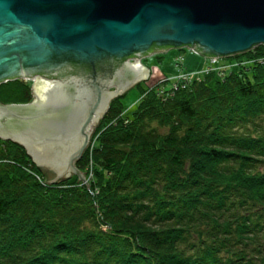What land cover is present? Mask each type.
<instances>
[{"label": "trees", "instance_id": "trees-1", "mask_svg": "<svg viewBox=\"0 0 264 264\" xmlns=\"http://www.w3.org/2000/svg\"><path fill=\"white\" fill-rule=\"evenodd\" d=\"M230 62L172 96L136 85L130 115L112 100L75 163L89 189L0 140V264H264V45Z\"/></svg>", "mask_w": 264, "mask_h": 264}, {"label": "water", "instance_id": "water-1", "mask_svg": "<svg viewBox=\"0 0 264 264\" xmlns=\"http://www.w3.org/2000/svg\"><path fill=\"white\" fill-rule=\"evenodd\" d=\"M258 45L264 0H0V84L33 81L31 102L0 105V140L22 147L47 183L88 185L75 163L111 101L148 79L141 60Z\"/></svg>", "mask_w": 264, "mask_h": 264}, {"label": "rangeland", "instance_id": "rangeland-1", "mask_svg": "<svg viewBox=\"0 0 264 264\" xmlns=\"http://www.w3.org/2000/svg\"><path fill=\"white\" fill-rule=\"evenodd\" d=\"M178 53L183 56L184 58L183 68L186 70V72H189V73L201 72L210 63L208 59L202 57L201 55H197L196 53H193V51H191L189 48H185L182 51H179L177 49H171L167 51L165 54L154 55L152 57H148V59L142 60V65L145 66L146 68L151 69V74L149 75L146 81L140 83L142 84L141 87L143 89L155 88L156 92L159 95H164L166 97L172 96L173 93H176L174 89L169 90L171 86V79L169 78L175 76L177 73L174 58L176 57ZM233 58L234 56L230 58H222L220 60V62L228 63V67L226 68V71H229V73L232 69H234V67H236L237 65L241 63L240 62L237 65H235L236 62H230L231 60H233ZM21 81L29 85L31 89V86L33 85V81H27V80H22V79ZM140 90L141 88L133 87V88L128 89L123 94L124 96L122 95L123 97L120 99V102L122 103L124 109H126L125 113L127 115H130L131 112L134 111L136 104L141 97ZM98 124L95 125L93 129L91 130L90 139H92L94 129L98 126ZM89 143H90V140H89ZM89 176H91V173ZM47 179L49 182L50 179L48 176H47Z\"/></svg>", "mask_w": 264, "mask_h": 264}, {"label": "built area", "instance_id": "built-area-1", "mask_svg": "<svg viewBox=\"0 0 264 264\" xmlns=\"http://www.w3.org/2000/svg\"><path fill=\"white\" fill-rule=\"evenodd\" d=\"M193 53L195 52L193 51ZM208 60L210 63L203 69V71L197 73H189L186 72V70L183 68L184 66L183 56L181 54H177V56L174 58L177 73L175 76L169 78L171 79V86L169 90L174 89L176 92H178L179 90L183 88H187L188 86H190L195 82L202 81L203 78L207 75L215 74L218 77L222 78L226 74V72H229L226 71V68L228 67V63L220 62L221 59H216V58H210ZM237 64L238 63H236L235 65Z\"/></svg>", "mask_w": 264, "mask_h": 264}, {"label": "bare ground", "instance_id": "bare-ground-1", "mask_svg": "<svg viewBox=\"0 0 264 264\" xmlns=\"http://www.w3.org/2000/svg\"><path fill=\"white\" fill-rule=\"evenodd\" d=\"M168 51H169V50H168ZM166 52H167V51H166ZM35 80H36V78H35ZM35 80H34V81H35ZM34 85H35V84H34ZM34 90H35V88H34ZM112 90H113V89H109V91H112ZM35 93H36V91H35ZM36 95H37V94H36Z\"/></svg>", "mask_w": 264, "mask_h": 264}, {"label": "crops", "instance_id": "crops-1", "mask_svg": "<svg viewBox=\"0 0 264 264\" xmlns=\"http://www.w3.org/2000/svg\"><path fill=\"white\" fill-rule=\"evenodd\" d=\"M179 54V53H178ZM158 55H160V54H158ZM177 56V55H176ZM150 57H152V56H150ZM145 59H148V57L147 58H145ZM144 60V59H143Z\"/></svg>", "mask_w": 264, "mask_h": 264}, {"label": "flooded vegetation", "instance_id": "flooded-vegetation-1", "mask_svg": "<svg viewBox=\"0 0 264 264\" xmlns=\"http://www.w3.org/2000/svg\"><path fill=\"white\" fill-rule=\"evenodd\" d=\"M141 64H142V60H141ZM36 78V77H35ZM35 83V82H34Z\"/></svg>", "mask_w": 264, "mask_h": 264}]
</instances>
